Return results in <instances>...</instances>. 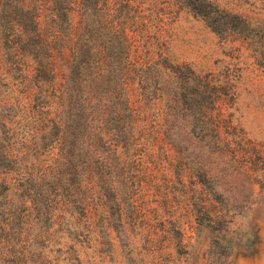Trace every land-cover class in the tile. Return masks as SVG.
Wrapping results in <instances>:
<instances>
[{"label":"rangeland","instance_id":"rangeland-1","mask_svg":"<svg viewBox=\"0 0 264 264\" xmlns=\"http://www.w3.org/2000/svg\"><path fill=\"white\" fill-rule=\"evenodd\" d=\"M79 5L72 0L73 27ZM97 6L102 18L107 7L116 13L131 43L126 87L142 129L138 144L124 153L105 144L102 207L93 222L50 194L49 216L40 215L18 189L20 163L39 178L52 163L54 148L40 145L35 117L44 99L32 96L30 56L12 49L15 61L6 60L0 38V264H264V0ZM96 12L92 3L91 23ZM53 60L57 86L66 65L55 49ZM141 61L151 66L144 80L135 72ZM175 65L187 77L186 95L203 90L202 98L172 99ZM200 104L221 125V149L213 125L198 121Z\"/></svg>","mask_w":264,"mask_h":264},{"label":"trees","instance_id":"trees-1","mask_svg":"<svg viewBox=\"0 0 264 264\" xmlns=\"http://www.w3.org/2000/svg\"><path fill=\"white\" fill-rule=\"evenodd\" d=\"M97 2L79 0V24L73 27L72 0H0L3 55L11 62L16 58L12 49L30 56L31 79L35 83L32 96L44 99L35 117L42 123L40 145L54 148L48 153L52 163L47 164L48 172L42 178L34 176L26 163H20L25 177L18 190L20 199L26 196L33 209L45 217L49 216L47 198L50 194L64 209L69 208L71 213L93 222L102 207L100 189L108 151L105 144L112 147V152L124 153L136 148L138 143L134 139L142 130L138 129L126 87L135 66L130 60V40L124 26L114 19L116 13H111V8L107 7L102 18ZM92 3L97 8L94 23L89 17ZM54 49L59 51L66 65L57 86ZM175 66L168 72L173 84L172 99L188 103L189 99L202 98L203 90L193 93V97L186 95L187 77L181 74L180 66ZM150 67L146 61L139 63L135 69L139 80ZM141 92L144 93L142 89ZM198 110L204 115L198 120L201 127L213 125L214 141L221 149L227 141L219 134L220 123L212 124L203 105H198ZM163 134L169 137L165 128ZM12 159L15 163L19 161V158ZM207 173L210 172L197 173L200 184ZM207 194L215 198L213 189H207ZM197 211L201 213L202 209ZM215 216L209 213V222H214Z\"/></svg>","mask_w":264,"mask_h":264}]
</instances>
